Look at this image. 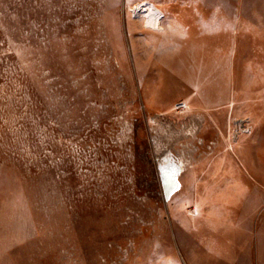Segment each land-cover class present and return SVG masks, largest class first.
<instances>
[{"label": "rangeland", "instance_id": "rangeland-1", "mask_svg": "<svg viewBox=\"0 0 264 264\" xmlns=\"http://www.w3.org/2000/svg\"><path fill=\"white\" fill-rule=\"evenodd\" d=\"M250 174L264 0H0V264H264Z\"/></svg>", "mask_w": 264, "mask_h": 264}, {"label": "crops", "instance_id": "crops-1", "mask_svg": "<svg viewBox=\"0 0 264 264\" xmlns=\"http://www.w3.org/2000/svg\"><path fill=\"white\" fill-rule=\"evenodd\" d=\"M256 186L255 201L248 202L246 204L247 209L245 210V224L246 231L257 235L256 246L260 249V255L262 257V262H264V181L258 180L256 177L250 174L248 177ZM255 181V182H254ZM249 186V184H247ZM255 216L254 222L252 221V216Z\"/></svg>", "mask_w": 264, "mask_h": 264}, {"label": "water", "instance_id": "water-1", "mask_svg": "<svg viewBox=\"0 0 264 264\" xmlns=\"http://www.w3.org/2000/svg\"><path fill=\"white\" fill-rule=\"evenodd\" d=\"M179 170L174 171L173 174H168L166 171H164V188H165V196L167 199H169L173 192L178 189L179 186H177V176H178Z\"/></svg>", "mask_w": 264, "mask_h": 264}, {"label": "bare ground", "instance_id": "bare-ground-1", "mask_svg": "<svg viewBox=\"0 0 264 264\" xmlns=\"http://www.w3.org/2000/svg\"><path fill=\"white\" fill-rule=\"evenodd\" d=\"M177 186H178V184H177Z\"/></svg>", "mask_w": 264, "mask_h": 264}]
</instances>
